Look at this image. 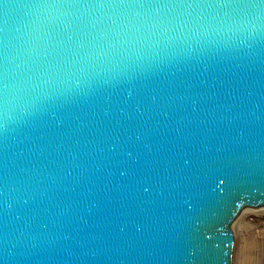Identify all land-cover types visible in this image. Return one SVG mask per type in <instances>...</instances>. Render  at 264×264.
<instances>
[{
  "label": "water",
  "instance_id": "obj_1",
  "mask_svg": "<svg viewBox=\"0 0 264 264\" xmlns=\"http://www.w3.org/2000/svg\"><path fill=\"white\" fill-rule=\"evenodd\" d=\"M264 202V0H0V264H232Z\"/></svg>",
  "mask_w": 264,
  "mask_h": 264
},
{
  "label": "rangeland",
  "instance_id": "obj_2",
  "mask_svg": "<svg viewBox=\"0 0 264 264\" xmlns=\"http://www.w3.org/2000/svg\"><path fill=\"white\" fill-rule=\"evenodd\" d=\"M226 229L234 236L232 264H264V202L240 204Z\"/></svg>",
  "mask_w": 264,
  "mask_h": 264
}]
</instances>
